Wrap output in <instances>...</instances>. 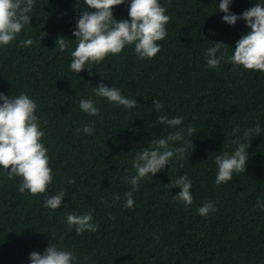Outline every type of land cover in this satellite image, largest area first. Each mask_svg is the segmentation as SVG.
I'll return each instance as SVG.
<instances>
[{"label":"trees","instance_id":"16d2710c","mask_svg":"<svg viewBox=\"0 0 264 264\" xmlns=\"http://www.w3.org/2000/svg\"><path fill=\"white\" fill-rule=\"evenodd\" d=\"M219 2L159 0L171 17L166 38L158 42L161 51L142 60L134 45L126 46L93 63L90 76L69 68L83 0L80 7L77 0H35L31 24L0 46V93H24L36 102L53 180L44 194L21 193V178L9 179L0 167V264H30V253L43 254L49 243L72 251L74 264H264V211L258 207L264 201V72L228 61L250 29L243 20L234 26L223 22ZM257 2L233 0L229 11L239 15ZM128 6V0L116 6L114 17L128 19ZM58 36L73 40L64 52L55 48ZM26 39L33 45L23 46ZM221 41L227 44L225 62L209 68L206 49ZM100 83L138 104L128 109L94 95ZM89 98L99 115L79 107ZM154 99L164 105L160 113ZM161 114L183 117V123L176 128L158 124ZM91 122L94 131L88 135L82 129ZM257 124L260 136L246 140L244 132ZM189 125L196 130L193 144ZM178 130L185 139L170 147L187 145L184 158L172 159L143 180L133 192L134 206L124 207L125 194L132 191L125 177L135 175L132 163L139 148ZM234 139L250 142L246 172L217 185L215 158L230 155L237 147ZM184 174L192 182L190 206L177 200L179 188L165 186ZM60 191L66 193L62 207H44ZM205 201L217 211L199 215ZM89 211L98 230L78 235L66 216Z\"/></svg>","mask_w":264,"mask_h":264},{"label":"clouds","instance_id":"9594fccd","mask_svg":"<svg viewBox=\"0 0 264 264\" xmlns=\"http://www.w3.org/2000/svg\"><path fill=\"white\" fill-rule=\"evenodd\" d=\"M232 2L233 0H220L218 4V11L225 13L222 17L223 22L234 26L238 20H243L250 31L237 41L228 61L246 70L264 72V0H258L254 6L239 15L229 11ZM34 3L35 0H0V46L9 45L16 40L26 25L31 24L32 16L29 14L33 11ZM124 3L125 0H83L76 29L72 33L76 42L69 65L72 72L79 74L87 70L91 76L93 63L99 64L109 55L120 54L126 46L134 45L135 53L142 60L154 58L161 51L158 42L166 38V25L171 19L166 14L167 9L159 0H128V19L117 20L113 9ZM80 5L81 0H77V7ZM71 41L73 40L58 36L55 48L58 47L59 51L64 52ZM33 43L32 39L22 41V45L26 47L32 46ZM210 44L212 46L205 52L206 62L209 68L218 69L225 62L227 44L222 41ZM93 93L106 98L110 103L128 109L138 104L136 98H127L118 88L106 86L104 83L97 84ZM153 106L157 113L164 109L163 103L157 99L153 100ZM79 107L91 116L100 113V109L91 98L81 99ZM36 112L37 104L27 94L21 93L13 97L0 93V167L6 171L9 179L21 178L19 192L24 193L27 190L34 196L46 193L48 185L53 180L48 149L41 142L45 133L41 130ZM156 122L169 128H176L183 123V117L169 118L168 115L161 114L158 115ZM82 131L91 135L94 131V122L85 125ZM233 131L235 134L238 129ZM261 131L257 124L254 129H247L243 135L249 140L253 135L260 136ZM186 132L189 142L193 144L190 138L196 134V130L189 125ZM184 139V131L178 130L169 133L167 137L153 139L148 142V146L139 148L132 163L135 175L125 177V182L131 185L132 191L125 194L124 207L131 209L134 206L133 192L139 190L143 180L155 177L158 172L169 166L172 159L184 158L187 145L179 148L170 147L172 142ZM233 144L237 147L230 155L224 153L215 158L218 169L215 180L217 185L231 181L234 173L246 172L249 161L247 149L250 142L241 143L234 139ZM68 183L75 181L69 180ZM165 186L171 189L179 188L180 192L176 194V198L185 206L193 203L192 182L187 174L170 180ZM65 196L64 191L49 196L44 201V207L60 209ZM119 199L118 195L115 196V200ZM258 207L264 211V201H258ZM215 211L217 208L212 201H205L203 206L198 208L201 216H207ZM66 221L69 228L74 227L78 235L85 231L96 232L99 227L92 222V211L82 215L71 212L67 214ZM76 259L72 251L58 249L52 243H49L43 254L33 251L29 255L30 264H74Z\"/></svg>","mask_w":264,"mask_h":264}]
</instances>
